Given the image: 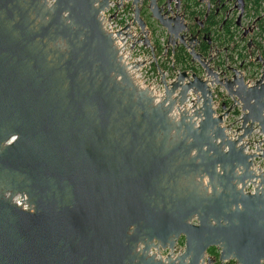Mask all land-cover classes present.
I'll use <instances>...</instances> for the list:
<instances>
[{"label":"water","instance_id":"1","mask_svg":"<svg viewBox=\"0 0 264 264\" xmlns=\"http://www.w3.org/2000/svg\"><path fill=\"white\" fill-rule=\"evenodd\" d=\"M109 1L0 0V264H203L216 244L221 262L264 264V173L253 168L264 160V58L251 84L242 63L218 71L181 0H146L145 14L143 0H127L160 75L157 101L102 27ZM199 2L207 17L210 0ZM161 42L166 57L182 46L196 71L173 61L167 80ZM213 86L231 100L222 113ZM254 128L262 137L248 153ZM180 232L181 255L148 254Z\"/></svg>","mask_w":264,"mask_h":264},{"label":"built area","instance_id":"2","mask_svg":"<svg viewBox=\"0 0 264 264\" xmlns=\"http://www.w3.org/2000/svg\"><path fill=\"white\" fill-rule=\"evenodd\" d=\"M176 2V0H171V6ZM99 18L101 20L102 27L105 31L112 34L114 39V44L119 51V55L123 63L127 65V71L131 75L135 84L141 88H148L152 95L155 97V100H159L163 93V86L160 83V75L156 69L154 59L151 56V52L147 46L142 42H136V39L141 37L139 34V29L136 23H133L134 19V6L130 1L127 0H110L108 6L105 7L99 13ZM129 25V29L123 30V28ZM254 26L250 30L248 25L241 22L238 26V32L241 36L244 37L245 41H242V44L252 42L251 39L246 41L247 35L252 34ZM120 30L128 31L132 34V37H125L123 34H117ZM248 30L247 34L244 35V31ZM242 37V38H243ZM134 43V44H133ZM133 44V46H132ZM164 42L159 44L160 49L156 50L157 61L161 64L165 70V75L167 80L171 79L173 72L171 69V64L174 61L173 55L170 54L168 50V57L163 54L164 51ZM257 56H259L257 54ZM256 56V57H257ZM261 56V55H260ZM134 63H140L138 67H133ZM191 70V69H188ZM218 69V71H220ZM250 84L254 81H248ZM212 98H213V108L218 113H222L221 103L227 101V105L231 103V100L227 96L225 90L220 86L211 87ZM195 95L189 91L188 103L190 104L191 99H194ZM235 111H238L236 113ZM240 117L239 107L231 111V114L228 118L225 119L224 123H229L232 120H237ZM237 125L239 122L236 123ZM262 134L259 132L258 128H254L251 136L249 138L252 141V144L246 147L245 151L250 153L255 149V141L261 139ZM260 148L264 149V144H260ZM260 167V170L264 173V160L260 157H256L253 160V168L257 170ZM204 183L206 179H203ZM252 190V186L247 184L244 188V191ZM13 201L21 206L24 209L28 208L27 198L25 194H17ZM185 249V242L182 239L181 241L174 244L172 249L166 247L162 248L161 246H153L149 249V255H155L156 258L165 259L167 255H171L175 258L178 255H181Z\"/></svg>","mask_w":264,"mask_h":264},{"label":"trees","instance_id":"3","mask_svg":"<svg viewBox=\"0 0 264 264\" xmlns=\"http://www.w3.org/2000/svg\"><path fill=\"white\" fill-rule=\"evenodd\" d=\"M251 3L253 8L259 5L260 0H247ZM181 10L184 12L185 17L191 21V31L195 32L200 29V36L205 35L211 40L202 39L198 45L199 51L206 53L207 50L212 46L214 42L217 45H220L226 49V52L230 53L228 58L233 63H242V66H245L246 54L244 51L249 46L248 43L242 44V41H245L244 38L238 32V24L234 15L230 16L226 20H223L220 16L219 11L212 9L211 12L207 15L203 22V27L200 28V24L195 21V18L203 19L205 15V10L202 8L199 0H182L181 1ZM255 15H259V12H254ZM248 15V14H247ZM258 25L262 34H264V23L263 18L258 21ZM221 26V29L218 27ZM257 47H260V44L257 43ZM158 50L160 49L157 46ZM172 54V52H169ZM235 54V57H234ZM173 55L174 64L176 67L181 69H192L196 71V65L191 62L190 56L187 51L179 46L175 48ZM222 61H218L217 64H221ZM238 113V111H235Z\"/></svg>","mask_w":264,"mask_h":264},{"label":"rangeland","instance_id":"4","mask_svg":"<svg viewBox=\"0 0 264 264\" xmlns=\"http://www.w3.org/2000/svg\"><path fill=\"white\" fill-rule=\"evenodd\" d=\"M254 12L258 13L259 16L255 15ZM248 14V15H247ZM247 14L244 17H241V21L248 25V27H253L252 34H248L246 37V41L248 39H251V43L248 42L249 46L247 49L244 51L246 54V59H245V66H243L242 72H243V77L246 81H254L260 74L261 72V65L258 64L260 63L259 61L256 60V56L261 55L264 58V34L261 33L258 21L255 23L256 18L260 17L263 18V23H264V0L259 1V5L252 8L251 3L248 2V9H247ZM257 43L260 44V47H257ZM214 49L211 51V55L213 56L212 63L213 65H216L218 61H222L220 64L221 69H225L226 65L230 66H235L238 67V63H233L231 60L228 58L230 53L224 52V47L220 45H215L213 47ZM235 57V54H234Z\"/></svg>","mask_w":264,"mask_h":264},{"label":"flooded vegetation","instance_id":"5","mask_svg":"<svg viewBox=\"0 0 264 264\" xmlns=\"http://www.w3.org/2000/svg\"><path fill=\"white\" fill-rule=\"evenodd\" d=\"M210 5H211L210 6V12H211L212 9H215L216 11L221 12L220 16L222 17L223 20H226L227 18H229L232 15H234L236 20H237V17H238V15L240 13V10L236 9V6L239 5L238 0H231V1L230 0H210ZM201 6L206 12L205 3H201ZM146 9H147V1L143 0L142 12L144 14L146 13ZM247 9H248V1L247 0H243V9H241V12H242V16L241 17H244L247 14ZM196 18H195V21L200 24L201 21L204 22L206 17L204 15L203 19L197 18V20H196ZM261 18L262 17H260V19ZM260 19L257 17L256 20H255V23H257L256 21H259ZM187 20H189V19H187ZM241 22L242 21L240 20V23ZM219 26H220V24H219ZM218 28L221 29V26L218 27ZM215 45H217L215 42H214V44L212 43V47H215ZM224 52H226L225 48H224ZM258 64H260V63H258ZM203 184H206V182L204 183V181H203ZM187 222L190 225H196L198 223V221L196 219V214L194 213L192 216H190L188 218ZM182 239L185 242V236H184L183 232H180L179 235L177 236V238L175 239V243L181 241ZM220 252H221V247H220L219 244L209 246L206 249V251H205L204 258H203V264H234V260H228L226 262H221L219 260Z\"/></svg>","mask_w":264,"mask_h":264}]
</instances>
